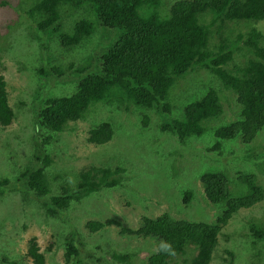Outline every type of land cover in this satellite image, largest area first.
<instances>
[{
	"label": "trees",
	"instance_id": "1",
	"mask_svg": "<svg viewBox=\"0 0 264 264\" xmlns=\"http://www.w3.org/2000/svg\"><path fill=\"white\" fill-rule=\"evenodd\" d=\"M0 2L1 7L9 5L4 0ZM157 2H28L25 13L33 23L30 32L43 49V54L51 56L47 60L49 66L33 68V76L40 86L29 96L35 125L38 126L33 131L45 137V145L51 142L53 135L63 133L67 124L84 121L95 113L98 105L111 107L116 113L121 107L124 111L134 107L141 112L138 120L143 128L147 127L149 119L145 113L155 112L163 117L158 125L159 131L175 136L181 143L189 137L200 136L207 123L222 115L218 91L207 90L201 98L186 103L182 111L179 110L182 114L177 117L172 116L174 106L168 97L175 79L197 67L207 71L232 93L240 107L237 119L215 128V141L210 147L212 151L221 154L222 142L237 138L241 144L247 145L264 128V34L258 28V23L264 22V0H177L169 7L166 16L148 13L145 5L148 4V9H151ZM80 10H86L85 15L71 23L70 32H64L65 18L70 16L69 13ZM35 29L49 40H56L51 41L56 43L54 50L39 40L40 36L34 34ZM98 29L100 35L104 34V29L105 32L120 30L122 34L109 47L90 45L96 39ZM81 47L82 63L65 56L72 52L76 59L75 51ZM60 82L72 86L73 92L68 95L54 94L52 97L49 92L42 96V89L48 92L54 83ZM226 105L231 107L228 101ZM13 119L14 111L8 104L6 83L0 75V130L9 127ZM112 136V123L106 120L89 129L86 141L98 147L108 143ZM55 141L48 145L47 154L33 157L42 162L40 167L32 168L30 164L25 166L22 161L15 160L19 169L0 175V193H14L22 186L21 193L26 195L24 198H43L41 205L45 214L55 216L103 189H125L128 186L123 177L125 169L110 168V165L79 169L63 179L58 173L49 175L47 168L51 161L48 156L52 153L58 157ZM9 158L14 160V157ZM262 165L261 159L260 168ZM213 170L202 173L199 181L204 198L216 208L214 222L175 220L168 213H162L155 218L141 217L140 226L134 230L112 218L87 221L85 228L90 233H96L116 226L119 234L128 241L134 238L135 241L141 239L148 242L146 264H211L218 236L234 214L252 208L264 199L263 190L254 183L255 176L252 174H240L238 180L248 185L249 193L234 197L228 192L227 174L223 170ZM52 180L56 183L55 188ZM183 194V201L187 203L192 194L190 191H183ZM248 224L255 251H258L256 244L264 249V225L262 222ZM61 238L64 261L70 264L77 258L76 245L81 242L74 238L72 232L64 233ZM27 245L22 258L29 259L32 264H46L36 239L30 238ZM130 250L125 249V252ZM112 257L117 264L128 260L127 254H114ZM0 259L18 264L8 261L6 255H1ZM94 261L103 264L101 258Z\"/></svg>",
	"mask_w": 264,
	"mask_h": 264
},
{
	"label": "rangeland",
	"instance_id": "2",
	"mask_svg": "<svg viewBox=\"0 0 264 264\" xmlns=\"http://www.w3.org/2000/svg\"><path fill=\"white\" fill-rule=\"evenodd\" d=\"M4 1L9 5L5 8L0 6V75L6 83L8 104L14 111V119L9 127L0 130V175L19 169L15 160L22 161L23 165L30 164L32 168L40 167L42 162L33 157L47 154L48 145L57 140L54 144L58 145V157L52 153L48 156L51 161L47 168L49 175L58 173L63 179L79 169L110 165V168L125 169L123 177L128 186L125 189H103L55 216L45 214L41 205L43 198H24L26 195L21 193L22 186L14 193H0V256L6 255L8 261L18 264H32L22 256L25 255L28 240L33 237L46 264H66L61 236L72 232L81 244L76 245L78 256L70 264H96L94 260L99 258L103 264H117V260L112 257L114 254H127V262L120 264H146L148 242L141 239L135 241L134 238L128 241L119 234L116 226L90 233L85 223L112 218L134 230L140 226L141 217L155 218L162 213H168L175 220L214 222L216 208L204 198L199 181L202 173L213 169L223 170L227 174L228 192L234 197L249 193L248 185L238 180L240 174L255 176L254 183L264 193V166L260 168L261 159L264 163V128L247 145L241 144L237 138L222 142L221 154L212 151L210 147L215 141V128L237 119L240 107L235 103L232 93L198 67L175 79L168 97L174 106L172 116L177 117L182 114L179 110L182 111L186 103L201 98L207 90L218 91L222 115L207 123L200 136L189 137L181 143L175 136L159 131L158 125L163 117L157 116L155 112L145 113L149 119L147 127L143 128L138 120L141 112L134 107L131 106L129 111L121 107L120 112L116 113L111 107L98 105L94 114L91 113L84 121L67 124L63 133L53 135L51 142L45 145V137L33 131L38 126L35 125L29 96L40 84L33 76V68L49 66L47 60L51 56L43 54V49L30 32L33 23L25 12L28 11V2L32 0ZM175 1L158 0L151 9H148V4L145 8L148 13L166 16ZM85 13L86 10L69 13L70 16L65 18L64 32H70L71 23ZM258 28L264 34V22H259ZM97 31L96 39L90 45L109 47L122 34L120 30L105 32L104 29L103 35L99 34L100 29ZM34 32L46 47L54 50L56 43L51 41L55 42V39L49 40L36 29ZM75 53L76 59L72 52L65 56L71 61L82 63V47ZM50 89L48 92L42 89V96L49 92L51 97L73 92V87L67 86L65 82L54 83ZM223 97L230 103V108ZM106 120H110L113 127L111 140L98 147L87 143L89 129ZM9 157H14V160ZM51 183L55 188L56 183L53 180ZM183 191L192 194L187 203L183 201ZM259 222L264 225V199L254 207L234 214L218 236L211 264H264V249L256 244L258 251H255L248 224ZM125 249L132 250L126 253ZM0 264L9 262L0 259Z\"/></svg>",
	"mask_w": 264,
	"mask_h": 264
}]
</instances>
